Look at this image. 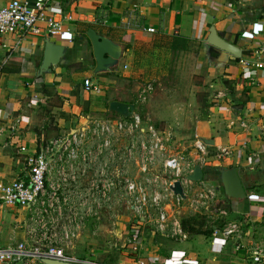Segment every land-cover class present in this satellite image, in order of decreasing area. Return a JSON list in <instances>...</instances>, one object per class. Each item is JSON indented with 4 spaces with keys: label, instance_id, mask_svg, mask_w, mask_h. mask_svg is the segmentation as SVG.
<instances>
[{
    "label": "crops",
    "instance_id": "1",
    "mask_svg": "<svg viewBox=\"0 0 264 264\" xmlns=\"http://www.w3.org/2000/svg\"><path fill=\"white\" fill-rule=\"evenodd\" d=\"M10 1L0 0V6ZM50 2L61 9L64 16L61 31L71 34V42L55 41L46 34L21 41L11 36L0 37V153L3 142H19L32 148L39 140L74 130L76 125L80 128L93 117H99V120L126 117L109 110L112 101L133 105L131 113H134L133 98L114 97L120 92L112 74L127 80L129 91L136 94L140 87L135 81L140 75L150 70V78L144 77L154 80L165 75L176 53L182 57L193 55L195 74L210 80L206 85L201 81L197 86L198 92H203L204 113L185 120L179 118L178 134L155 126L153 120L165 118L157 119L150 113L142 118V126L150 124L171 132L175 140L191 139L188 146L193 140L200 139L209 142L210 152L226 150L229 156L215 162V168L204 169V174L217 182L222 169L236 167L247 194L244 200L227 199L229 218L245 222L240 241L212 234H190L185 230V238H172L157 231L152 223L141 222V245L134 252L126 243L129 236L126 221L130 214L119 209L115 228L105 230L115 242L104 251L98 250L100 256L107 254L103 261L99 260L97 247L91 241L82 243L84 237L91 240L95 236L97 226L93 225L76 238L71 254L100 264H136L138 259L147 264H255L250 258V248L255 244L264 248V196L257 192L264 187V71L245 68L240 60L250 57L264 40V0ZM89 29L123 48L124 55L115 69L93 75L95 60L86 37ZM211 30L238 47L241 57L209 46L206 40ZM174 37L183 39L179 40L176 52L171 48ZM47 40L63 46L65 54L50 72L41 73ZM87 79L99 85L98 94L84 89L83 83ZM68 111L76 115L64 122L56 118L59 112ZM49 117L59 121V129L51 128L55 122L50 124ZM157 165L159 167L160 162ZM15 170L0 173V180H13ZM19 214L14 209L0 211V242L3 245L22 239V232L15 225ZM147 226L152 228L148 230ZM80 243L84 244L82 249L77 248ZM82 250L87 251L85 256L74 254Z\"/></svg>",
    "mask_w": 264,
    "mask_h": 264
},
{
    "label": "built area",
    "instance_id": "2",
    "mask_svg": "<svg viewBox=\"0 0 264 264\" xmlns=\"http://www.w3.org/2000/svg\"><path fill=\"white\" fill-rule=\"evenodd\" d=\"M63 17L50 0H11L0 6V37L21 41L46 34L55 41L71 42V34L61 31ZM249 56L240 64L264 71V40ZM83 84L88 93L100 92L90 79ZM151 91L149 84L135 100L144 102ZM142 124L143 119L134 113L117 119H88L84 126L41 139L32 148L20 145L15 157L20 166L14 179L0 180V211L20 213L15 225L23 237L7 245L0 242V264H42L43 259L100 264L70 251L89 225L99 226L107 219L115 226L119 209L134 219L127 225L126 242L134 252L141 245V222L152 223L172 238H185L175 212L185 207L193 214H203L218 204L214 185L204 179L193 182L188 176L197 165L203 172L215 168V162L229 153L222 149L210 152L200 139L193 140L189 155L172 153L168 147L171 132ZM174 182L180 184L184 198L173 193ZM244 225L242 220H231L213 227L211 234L240 241ZM249 254L253 263L264 264L261 244L253 245ZM136 264L147 263L138 259Z\"/></svg>",
    "mask_w": 264,
    "mask_h": 264
},
{
    "label": "rangeland",
    "instance_id": "3",
    "mask_svg": "<svg viewBox=\"0 0 264 264\" xmlns=\"http://www.w3.org/2000/svg\"><path fill=\"white\" fill-rule=\"evenodd\" d=\"M195 69L196 63L193 55L182 57L179 53H176L172 56L170 67L169 69H167L164 76L160 75L154 80L147 79L144 76L148 75V77L150 78V70L146 74L140 75L138 77V80L135 81L137 86L140 87L139 91L143 90L149 84L152 86V91L147 95V98L144 102H137L135 100L137 99L136 97L139 91L136 94H134L135 92H132L131 90L129 91V83L127 80L122 79L118 74H112L111 78L116 81L119 88L118 91L120 92L118 96L114 95V97H122L124 100L127 99V97L130 98L129 100L133 98L132 100L134 101L135 106L134 114L139 115L140 118H144L148 113H150L152 117H155L157 119L165 118L164 120H153L152 123L160 129H171L173 132L175 131V133L178 134L179 130L177 128L179 127V118L181 120H185L187 118L193 117L194 115L198 116L204 113L205 106H202V104L205 105L203 92H198L197 86L201 85L200 83H202L203 81L206 85L207 83H210V80H208L207 78L205 79L201 75L195 74ZM54 104H57L56 101H54ZM75 115L76 114H74V112L70 111L62 113L59 112L56 118L61 122H64V120L71 119L72 116ZM49 119L50 124H53L55 122V126L51 125V128L57 129L59 121H54V118L50 117ZM93 119L99 120V117H93ZM73 126H75V124H72V127ZM77 128H79L78 125H76L74 129ZM66 132H68V130H66ZM174 140L175 137L172 138V140H170V142L168 143V147L171 149L172 153L184 152V155H189L192 152V148H190L191 146H188L191 143V139L181 140L177 138L175 141ZM20 144L21 143L19 142L14 144H4L3 142L1 144L3 146V150L0 153V173H8L9 169H18L17 167H19L20 165H17L18 160L15 157L16 151ZM182 146L188 147L183 148ZM204 180V182L216 187L218 194V204L214 205L209 211L203 214H193V212L187 211L185 207H181L182 209H180V211L178 212H175L174 216L180 222V226H182V221H187L185 231H187L188 226H192L194 227V229H198L202 232L209 231L212 230L213 227L220 228L228 221L239 220V218H229V200H227L228 198L225 197L223 188L219 181L216 182L217 179L215 180V178H213L214 181L209 179L206 174L204 175ZM257 192L260 193L259 195L264 196V187L258 189ZM221 211H225L227 214L222 215ZM124 212L126 213L128 211ZM129 219L130 221L128 223H132L131 221L134 220L130 215ZM113 226L114 225L111 224V221L103 220L102 224L96 227V231L94 233L95 236H93L91 240L87 236L84 237L85 240H83L82 243H85L86 240L91 241L90 243H92L93 246L97 247L96 252L99 255L100 252H98V250L104 251L110 248L113 245V242H115V239L113 237H110L109 234L105 231L107 229L109 230L115 228ZM101 227L104 228L101 229ZM147 227L148 230L152 228V226ZM82 243L77 245V248L79 247V249H82L84 246V244ZM85 252L86 253H84V250L79 252L75 251L74 254L85 256L87 254V251L85 250ZM104 255L106 256L107 254ZM104 255H99V260L103 261Z\"/></svg>",
    "mask_w": 264,
    "mask_h": 264
},
{
    "label": "water",
    "instance_id": "4",
    "mask_svg": "<svg viewBox=\"0 0 264 264\" xmlns=\"http://www.w3.org/2000/svg\"><path fill=\"white\" fill-rule=\"evenodd\" d=\"M86 37L89 40L92 53L95 60V68L93 75L109 72L117 67L119 60L124 55L123 48L111 41L109 38L98 34L93 29H89L86 32ZM209 46L214 47L219 51L230 54L233 57L240 58L242 55L241 50L233 44L220 38L214 30H211L206 40ZM65 54V48L52 41H46L44 44L43 59L40 66V72H50L52 66H56L63 59ZM133 105H128L119 101H112L109 103V110L118 114L119 116H127L133 110ZM208 144V141H204ZM203 170L197 165L193 169V173L188 176V180L193 182L203 181ZM219 183L221 184L224 194L227 198L244 200L246 199V190L241 182L236 167L224 168L218 175ZM172 191L175 195H179L182 198L183 192L180 184L174 182ZM42 264H72L67 262H61L51 259H43Z\"/></svg>",
    "mask_w": 264,
    "mask_h": 264
},
{
    "label": "trees",
    "instance_id": "5",
    "mask_svg": "<svg viewBox=\"0 0 264 264\" xmlns=\"http://www.w3.org/2000/svg\"><path fill=\"white\" fill-rule=\"evenodd\" d=\"M179 40H183V39H178L177 37H174L172 40L171 48L174 52H176V50H178ZM186 224H187V221H182L181 225H182L183 229L185 228L184 230H186V226H187ZM187 232H189L190 234H203V235L210 234L211 235V230L202 232V231H199L198 229H194V227H192V226L187 227Z\"/></svg>",
    "mask_w": 264,
    "mask_h": 264
}]
</instances>
